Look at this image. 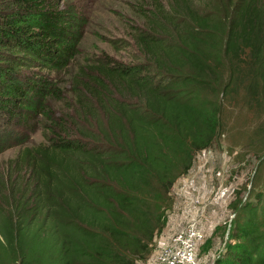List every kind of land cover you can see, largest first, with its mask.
Wrapping results in <instances>:
<instances>
[{
  "label": "trees",
  "instance_id": "1",
  "mask_svg": "<svg viewBox=\"0 0 264 264\" xmlns=\"http://www.w3.org/2000/svg\"><path fill=\"white\" fill-rule=\"evenodd\" d=\"M131 3L139 58L123 65L83 57L70 5L0 0V119L45 130L30 145L0 133L1 155L21 145L0 159V264L149 258L162 195L229 104L262 109L264 133V0ZM240 217L244 257L231 264H264V204Z\"/></svg>",
  "mask_w": 264,
  "mask_h": 264
},
{
  "label": "rangeland",
  "instance_id": "2",
  "mask_svg": "<svg viewBox=\"0 0 264 264\" xmlns=\"http://www.w3.org/2000/svg\"><path fill=\"white\" fill-rule=\"evenodd\" d=\"M60 1L62 6L70 5L84 19L81 29L83 57L108 56L123 65L138 63L139 51L132 36L140 20L136 19L138 7L134 8L131 3L137 0ZM261 113L262 109L257 112L238 100L232 101L212 143L195 152L191 168L179 177L170 192L162 195L166 225L156 232L152 243L151 256L156 258V264L160 245L190 227L199 229L204 235L196 249L199 264H231L244 257L243 237L239 236V224L244 218L240 216L246 206L264 204ZM6 123L4 118L0 119V133L6 139L21 141L27 134L11 126L12 123ZM44 131L31 130L25 141L28 140V145L44 142ZM10 148L0 154L1 160L15 158L21 145L13 144ZM149 260L135 258L136 264H148Z\"/></svg>",
  "mask_w": 264,
  "mask_h": 264
},
{
  "label": "built area",
  "instance_id": "3",
  "mask_svg": "<svg viewBox=\"0 0 264 264\" xmlns=\"http://www.w3.org/2000/svg\"><path fill=\"white\" fill-rule=\"evenodd\" d=\"M203 237V233L195 227L176 234L170 242L160 245L158 264H199L196 249Z\"/></svg>",
  "mask_w": 264,
  "mask_h": 264
},
{
  "label": "crops",
  "instance_id": "4",
  "mask_svg": "<svg viewBox=\"0 0 264 264\" xmlns=\"http://www.w3.org/2000/svg\"><path fill=\"white\" fill-rule=\"evenodd\" d=\"M152 257L153 256H151V258H147L148 260L151 259V260L148 261L149 262L148 264H156V258H152Z\"/></svg>",
  "mask_w": 264,
  "mask_h": 264
}]
</instances>
